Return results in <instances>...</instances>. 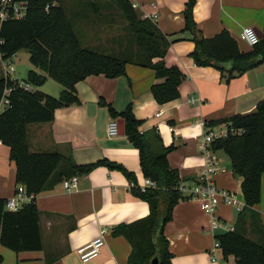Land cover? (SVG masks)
Returning a JSON list of instances; mask_svg holds the SVG:
<instances>
[{
	"label": "crops",
	"instance_id": "crops-1",
	"mask_svg": "<svg viewBox=\"0 0 264 264\" xmlns=\"http://www.w3.org/2000/svg\"><path fill=\"white\" fill-rule=\"evenodd\" d=\"M130 2L138 6L136 11L143 18L156 15L152 20L162 33L171 36L170 41L180 39L172 42L165 58L169 68L177 67L186 76L180 97L168 104H158L152 95L155 71L129 64L126 76H90L78 83L80 105L57 109L49 123L29 125L30 151L56 152L62 160L43 192L35 197L40 211L42 249L17 253L0 245V264H130L132 245L114 231L120 225L146 218L150 214L149 204L134 197L133 184L119 171L100 166L82 175L74 169L108 160L133 173L138 186L144 184L139 151L126 137L125 123L123 135L109 137V123L122 119H114L103 104L118 112L132 105L134 116L142 122L140 132L157 134L165 148L172 147L168 154L170 167L178 171L183 182L192 184L206 159L202 149L204 135L220 134L228 124L219 122L255 112L264 99V62L229 81L220 70L194 63L190 56L195 44L188 33L180 34L185 27L183 11L187 0ZM194 19L205 38L227 31L242 52H249L253 47L242 40L241 34L247 27L264 33V0H197ZM80 41L84 47L101 52L115 48L113 39L94 40L91 46ZM31 70L44 74L35 67ZM36 90L56 98L62 92V88L50 91L45 85ZM207 151L216 158V186L234 192L244 203L242 178L233 173L229 158L223 152H213L211 144ZM16 173L10 148L0 142V198L8 200L14 196ZM75 176L79 178L78 189L66 192L63 182ZM242 210L222 204L215 216H209L198 201H180L165 227L173 255L171 264H237L233 257L224 259L221 249H215L214 244L216 236L227 233L224 225L235 227ZM215 218L223 225L214 228ZM244 220L247 237L260 241L264 232V175L261 203L247 211ZM102 228L109 230L104 247L98 256L82 262L77 250L95 240ZM213 256L217 261H213Z\"/></svg>",
	"mask_w": 264,
	"mask_h": 264
},
{
	"label": "trees",
	"instance_id": "trees-1",
	"mask_svg": "<svg viewBox=\"0 0 264 264\" xmlns=\"http://www.w3.org/2000/svg\"><path fill=\"white\" fill-rule=\"evenodd\" d=\"M32 11L25 20H0V51L12 58L22 50L30 53V64L40 69L29 70L24 84L34 91H25L19 80L0 77V101L6 88H13L9 96L10 106L0 112V142L10 148V160L16 164V184L23 185L29 195L41 194L46 183L57 169L62 156L56 152L32 153L29 148L27 128L32 124L53 121L57 109L80 105L76 85L90 76L116 79L126 76V67L134 64L155 71L156 84L152 95L158 104H168L180 97V87L186 76L177 67L166 65V55L175 41L162 33L155 21L143 18L129 0H90L95 15H101L104 5H116L125 21L123 34L114 37L115 48L106 52L86 48L77 33L79 16L70 18L60 0H30ZM197 0H187L183 11L185 27L180 34L188 33L195 49L191 54L200 67L220 70L229 81L264 62V38L249 52H242L229 32L222 31L213 38H205L194 19ZM54 4V5H53ZM50 5L47 10L46 6ZM52 79L62 87L59 97H53L36 89ZM106 106L114 119L125 123V135L139 151L140 164L145 178L157 185L155 189L141 190L133 173L120 164L103 160L79 167L77 173L89 174L104 166L121 172L132 184L134 197L147 202L150 214L137 222L123 224L114 233L125 237L132 245L130 264H171L173 255L165 236V227L173 219L176 205L187 199L178 191L182 179L177 170L170 167L168 154L159 135L141 133L142 122L134 116L132 105L118 112ZM228 128L242 130L241 135L229 132L211 143L213 152H223L230 160L236 176L242 178L241 191L245 204L238 216L233 232L216 236L224 259L233 257L237 264H264V232L260 241L247 237L245 218L261 203L262 176L264 175V99L256 111L236 115L219 122ZM197 178L193 180L196 182ZM7 199L0 198V245L14 252L42 249L40 211L34 203L17 212L6 209Z\"/></svg>",
	"mask_w": 264,
	"mask_h": 264
},
{
	"label": "built area",
	"instance_id": "built-area-1",
	"mask_svg": "<svg viewBox=\"0 0 264 264\" xmlns=\"http://www.w3.org/2000/svg\"><path fill=\"white\" fill-rule=\"evenodd\" d=\"M130 1V0H129ZM132 4V3H131ZM54 5V4H53ZM47 10L50 5L46 6ZM132 7L136 10L137 5L132 4ZM32 11V4L30 0H0V20L1 21H21L25 20L30 12ZM148 19H155L156 15ZM242 40H244L249 46H256L261 41L257 31L252 27L244 28L241 34ZM11 58H6L0 51V66H1V76L4 78H13L15 73V68L10 61ZM19 86L25 91H34V89L28 85L24 84L23 81H19ZM13 92V88H6L2 99L0 101V109L3 111L10 106L9 96ZM194 102V100H192ZM2 111V112H3ZM229 132L233 135H241L242 130L229 129L228 127L223 130L220 134H205L203 137L202 149L206 153V159L202 169L197 174V181L189 184L186 182H181L178 186V191L184 196L191 200H196L200 203L202 210L209 216H215L220 205L224 204L227 206L238 207L239 209H244L245 204L240 202L237 195L229 190L219 188L214 183V176L218 172V166L216 163V158L207 151V146L214 142L217 138L225 137ZM119 135V122L117 120H112L108 125V136L116 137ZM63 187L66 192L76 191L79 187V178L77 176L65 180L63 182ZM141 190L155 189L157 187L156 183L151 179H145L144 184L139 186ZM35 196L29 195L26 192V188L23 185H19L16 188V192L13 197L9 198L6 203V209L10 212H17L24 206L34 203ZM223 224L218 218L214 219V228L220 227ZM227 232H233L234 227H228L224 225ZM109 235V230L102 228L99 232L98 237L90 242L89 244L79 248L77 253L82 262L87 263L92 258L98 256L101 249L105 245L106 237ZM214 248H220V244L216 241ZM213 261H217L216 256H213ZM223 264H229L224 262Z\"/></svg>",
	"mask_w": 264,
	"mask_h": 264
},
{
	"label": "rangeland",
	"instance_id": "rangeland-1",
	"mask_svg": "<svg viewBox=\"0 0 264 264\" xmlns=\"http://www.w3.org/2000/svg\"><path fill=\"white\" fill-rule=\"evenodd\" d=\"M89 3L90 0H60V4L66 9L70 18H74L76 15L79 16V20H77V33L84 44L91 46L94 44V40L107 42L123 34V28L126 23L119 15L115 4L104 5L101 15H95ZM29 57V51L22 50L10 59L15 68L14 79L23 81L26 78L27 72L33 69L29 62ZM1 73L0 66V76ZM44 85L46 88L51 89L50 91L62 88L52 79H48ZM37 89L41 90V87Z\"/></svg>",
	"mask_w": 264,
	"mask_h": 264
},
{
	"label": "water",
	"instance_id": "water-1",
	"mask_svg": "<svg viewBox=\"0 0 264 264\" xmlns=\"http://www.w3.org/2000/svg\"><path fill=\"white\" fill-rule=\"evenodd\" d=\"M257 33H258L260 39H263L264 38V33L263 32L258 31ZM123 134H124V122H123V120H119V135H123ZM158 263H159L158 258H155L151 262V264H158Z\"/></svg>",
	"mask_w": 264,
	"mask_h": 264
}]
</instances>
